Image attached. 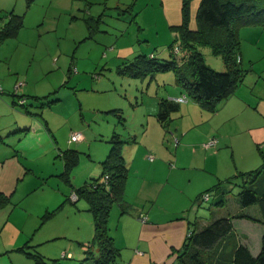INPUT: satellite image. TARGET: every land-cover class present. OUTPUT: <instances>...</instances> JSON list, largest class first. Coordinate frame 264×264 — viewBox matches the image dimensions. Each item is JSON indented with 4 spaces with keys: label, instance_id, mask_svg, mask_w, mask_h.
I'll list each match as a JSON object with an SVG mask.
<instances>
[{
    "label": "crops",
    "instance_id": "crops-1",
    "mask_svg": "<svg viewBox=\"0 0 264 264\" xmlns=\"http://www.w3.org/2000/svg\"><path fill=\"white\" fill-rule=\"evenodd\" d=\"M20 3V0H0V28L9 20L10 13L24 18V14L16 11ZM8 38L0 42L8 41ZM240 58L242 63L243 55ZM3 72L4 78L0 79L5 86V90L1 88L0 91V94L3 92L0 95V196L6 197L7 201L0 207V264H35L20 250L21 247L37 251L46 259L81 260L86 257L85 246L90 245L94 235V220L88 203L78 198L73 190L101 178L100 162L106 158L107 150H102L100 157L104 158L99 163H88L80 168L76 167L77 163L67 182L62 176L65 169L62 153L72 149L79 154L78 142L87 139L86 134L80 132L81 138L74 141L76 144L64 147L56 134L61 127L58 121L55 122L56 115L64 118L80 109L74 86L66 84V80L46 94L30 90L28 85L21 90H12V81L7 82L9 68ZM247 73L248 70L239 87ZM72 79L74 81V77ZM72 79L70 83H73ZM173 82L177 85L175 78ZM242 90L235 89L211 112L186 98L178 102L179 113L175 116L171 113L166 125L157 118L161 96L151 103L141 136L123 139L126 141L122 148L127 166L123 196L126 212L122 213L121 205L117 204L113 215H118L121 230L119 234L109 232L114 242L120 241L117 245L128 250L121 256L126 260L123 264H177V253L187 234L188 222L198 221L181 217L187 205L190 203L191 210L197 195L205 189L264 164V96L247 97ZM250 90L245 87L246 92ZM53 92H56L54 98L45 100ZM165 93L164 98L172 100L184 95L181 86L166 89ZM22 94L26 97L25 107L37 115H29L25 107L18 104ZM45 104L55 113L54 122H50L46 114L44 116L41 107ZM256 109L260 118L254 115ZM207 121V127L202 129ZM170 126L171 134L177 137L173 152L164 144V132L169 131ZM211 136L219 139V146L202 147L201 142ZM152 154L157 158L149 160L147 157ZM167 161H173L175 166L167 168ZM181 173L187 175L184 182ZM50 176L56 181L53 195L44 190ZM221 190L215 193L214 199L221 197L224 202L216 205L222 207V211L215 217L238 213L252 217H233L231 222L236 238L256 256L264 234V214L257 204L241 208L236 198L228 209H223L232 186L222 185ZM174 192L184 194L187 204L183 203L180 210L171 211L164 202L171 199ZM176 213L178 216L170 215ZM55 216L58 218L54 222ZM208 221L199 220L198 225Z\"/></svg>",
    "mask_w": 264,
    "mask_h": 264
},
{
    "label": "rangeland",
    "instance_id": "rangeland-1",
    "mask_svg": "<svg viewBox=\"0 0 264 264\" xmlns=\"http://www.w3.org/2000/svg\"><path fill=\"white\" fill-rule=\"evenodd\" d=\"M20 1L16 11L24 14L23 26L18 35L0 42V79L4 78L5 74L2 73L8 67L10 75H7V82L12 81V90H21L28 85L30 90L46 94L59 88L60 83L66 80V84L74 86L80 109L72 113L67 112L68 115L64 118L69 120H64L60 115L55 117V113L50 112L47 104L42 106L41 110L50 122H54L55 117V122L58 121L61 125L56 134L64 147L76 144L74 141H68L71 132L86 134L87 139L77 144L80 153L76 167L99 163L104 158L100 157L102 150L106 149L109 153V140L114 131L119 133L121 139L134 135L140 137L151 103L161 96H166V89L174 86L180 88L179 85H174V74L171 71H146L147 73L130 75L127 71L119 70L125 66L130 67V62L139 54H152L159 61L185 55V50L181 49L179 34L174 30L177 27H173L181 24L182 0H33L28 7L23 0ZM199 2L200 0H189L190 28L196 27L195 16ZM239 35L240 55H243L241 65L248 73L243 84L237 88L243 89L247 97L264 96V26H242ZM170 46L174 51L179 48L175 56H172ZM199 49L208 66L217 71H224L220 56L213 54L208 46H200ZM71 79L73 83L69 82ZM28 81L30 83H27ZM247 86L251 90L246 92ZM0 88L5 90L1 80ZM55 95L56 92H53L47 95L45 100H50ZM178 113L179 111H175L172 116ZM258 113L256 109V118H260ZM207 124L208 121L201 126L202 129L206 128ZM171 132L170 126L169 131L164 132V144L173 152L177 137ZM212 137L217 139L218 147L219 139L215 136L203 140L201 146ZM151 156L152 159L157 158L154 154ZM170 162L167 161V168L175 166L173 161ZM186 177V174L182 175L183 182ZM103 179L104 177H101L98 180ZM235 181L239 182L240 178ZM47 184L44 190L53 195L56 187L55 177L50 176ZM237 191L238 187L233 185L223 209L232 205ZM171 197L164 202L171 211L180 210L183 203L187 204L184 194L174 192ZM214 201L212 197L209 201H195L191 210L189 203L181 217L198 221L210 220L222 211V207L213 204ZM117 207L116 203L113 204L109 213L108 226L112 235L119 234L121 230V227H118V215H113V210ZM57 218L58 216L53 219L54 222ZM256 225L254 224L255 227ZM119 243L120 241L114 242L117 248L120 247L117 245ZM73 244L77 248V244ZM91 250H94V247ZM127 251L126 248L120 247L119 255L113 264L126 262L121 256ZM92 254L94 255V252ZM87 256L88 258L81 260L62 258L61 261L64 264H94L89 258L90 253H87Z\"/></svg>",
    "mask_w": 264,
    "mask_h": 264
},
{
    "label": "trees",
    "instance_id": "trees-1",
    "mask_svg": "<svg viewBox=\"0 0 264 264\" xmlns=\"http://www.w3.org/2000/svg\"><path fill=\"white\" fill-rule=\"evenodd\" d=\"M32 1L25 0L26 6L28 7ZM188 5L189 0H182L181 24L173 26L177 27L174 30L179 34L181 49L185 50L184 56L159 61L152 54H139L130 62V67L125 66L119 71H127L130 75L171 71L185 97L211 112L239 86L247 72L241 66L239 30L246 25L264 26V0H200L194 28L188 25ZM22 26L23 15L10 13L9 20L0 28V40L15 36ZM200 46H208L213 54L222 58L224 71H217L205 63ZM170 48L172 56H175L179 48L177 47L176 51L172 46ZM70 71L71 68L68 72ZM20 99L24 101L21 103ZM17 102L25 107L26 97L23 94L19 95ZM178 108V101L161 97L157 118L166 125L170 114ZM25 109L29 115L38 114L26 107ZM120 118L122 119L121 115ZM109 142L111 143L109 153L101 161L103 170L101 177L106 176L105 181L92 179L73 190L78 198L85 199L93 215L94 235L90 245L85 248L84 258H88L87 253H90L89 258L94 264H113L119 255V248L115 246L109 233L108 219L111 207L115 203L121 205L122 213L126 212L123 196L127 166L122 154L126 141L114 131ZM62 154L65 164L62 176L68 182L71 169L78 163L79 154L72 149L65 150ZM237 178H240L239 182L235 181ZM229 184L238 187L235 198L241 208L257 204L264 214V164L256 169L240 172L225 182H217L199 193L196 202L209 201L221 190L222 185ZM221 194L224 195V191L221 190ZM205 195L207 199L204 198ZM6 201V197L0 196V207ZM223 202L224 198L217 197L213 204L220 206ZM233 217L253 219L247 214L238 213L234 216L214 217L204 225H198L196 220L189 221L188 233L177 253V264H264V234L261 236L260 251L253 256L247 246L236 238L231 222ZM92 245L96 247L94 250H91ZM20 250L24 251L35 264H64L62 258L46 259L37 251H28L23 247Z\"/></svg>",
    "mask_w": 264,
    "mask_h": 264
},
{
    "label": "built area",
    "instance_id": "built-area-1",
    "mask_svg": "<svg viewBox=\"0 0 264 264\" xmlns=\"http://www.w3.org/2000/svg\"><path fill=\"white\" fill-rule=\"evenodd\" d=\"M1 90V88H0ZM186 99L185 95H182L180 97H178L176 99V101L180 102V101H184ZM24 101V99H20V102L22 103ZM81 138V133L80 132H71L70 133V137H69V141H76V140H79ZM177 141V139H175V142ZM217 146V139L212 137L208 142H205L202 144V147L204 148H213V147H216ZM149 159H152L153 157L150 155L148 156ZM106 178V176H105ZM105 178H104V181H105ZM205 199H207V196L205 195L204 196ZM188 233V231H187Z\"/></svg>",
    "mask_w": 264,
    "mask_h": 264
}]
</instances>
